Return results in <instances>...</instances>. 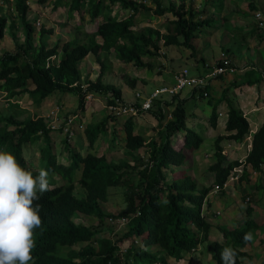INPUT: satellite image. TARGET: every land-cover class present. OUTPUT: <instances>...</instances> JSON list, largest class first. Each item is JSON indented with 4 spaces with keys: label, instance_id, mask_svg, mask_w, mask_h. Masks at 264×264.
Instances as JSON below:
<instances>
[{
    "label": "trees",
    "instance_id": "16d2710c",
    "mask_svg": "<svg viewBox=\"0 0 264 264\" xmlns=\"http://www.w3.org/2000/svg\"><path fill=\"white\" fill-rule=\"evenodd\" d=\"M49 1L38 0L37 4L46 5ZM182 1L179 6L172 3L166 7L162 0H55L54 9L66 4L70 17L75 11H84L92 20L101 18L102 21L95 33H81L85 40H59L49 49L43 41L38 44L35 42L36 27L27 16L30 8L28 0H14L18 15L11 18L0 16V42L8 26L9 36L16 42L15 52L0 54V92L6 94L8 99L28 94L38 107L57 92L75 93L79 97V111L85 110L86 99L90 94L107 95L108 103L112 102L111 95L124 100L121 89L104 83L106 67L102 55L113 51L126 64L149 68L151 63H146L144 59L157 56L162 40L163 48L166 49L183 45L195 50L192 39L206 21L197 20L200 14L192 6L186 7L185 0ZM148 3L155 6L154 13L157 16L173 14L174 20L169 23L171 30L166 35L147 27L135 30L137 15L141 11L153 9ZM115 6L129 10L130 16L122 19L120 15H113ZM17 20L20 25H17ZM18 29L22 30L23 43H19L15 33ZM78 29L82 30L80 26ZM39 33L44 36L53 33V29L46 30L43 27ZM90 54L101 65V71L96 81L86 79L83 83L80 63ZM53 56L60 57V60L53 63ZM30 82L34 85L33 89L29 88ZM131 85L136 88V80ZM194 91L201 93L199 91L202 90ZM186 102L179 95L170 101L156 102L154 109L148 113L157 118L164 129L158 137L150 140L136 132L134 117L124 121L126 156L136 162L134 166L126 159L108 162L105 155L89 153L83 157L73 152L66 140L64 144L66 149L71 150V161L65 167L58 164L57 155L52 150V131L47 128L44 118H26L21 121L19 118L24 111L19 108V104L10 105L17 111L12 110L8 115L0 113V150L13 154L25 169L30 170L24 147L28 143L45 140L41 150V166L49 172L52 190L43 193L36 201L41 209L39 214L43 219V227L35 232L36 248L32 252L34 264H170L169 258L178 263L188 255L191 256L190 260L195 259L199 249L209 252L208 256H212L215 264H223L221 251L226 247L235 250L236 264H245L244 258L250 261L255 259L247 248L259 236L256 234L258 229L264 234V227L251 219L255 211L251 205H248L246 212L250 219H246L242 226L231 230L226 225H219L224 240L216 242L210 241L215 225L207 220L208 216L214 214L205 216L203 208L214 187L220 188L219 195H227L224 186L235 168L244 166L240 182L249 179L252 173L264 176V123L253 135L252 147L245 161L229 162L223 153L222 142L230 140L242 143L250 134V123L243 112L232 107L225 129L229 135H220L215 141V162L209 167L215 177L214 184L200 187L196 179L185 171L174 176V168L191 165L193 153L200 149L204 141L199 133L187 126ZM170 108L172 119L163 125ZM217 118V111L214 110L210 119L214 128L217 127ZM117 120V117L109 115L100 123L87 127L89 146L94 148L99 138L108 133L109 122ZM182 131L185 136L177 148L174 138ZM144 149L147 155L137 157V153ZM248 167L253 171H248ZM166 171L173 173L168 184ZM55 174L62 180L60 186L56 184ZM77 185H80L85 195L75 192ZM113 189L121 193L123 189L125 199L124 209L117 214L105 212L102 207ZM80 214L95 217L101 222L125 218L127 222L123 226L127 227V231L118 240L97 238L100 233L98 230L75 222ZM246 233H251L250 241L244 240ZM127 239L131 240V245L124 252L120 243ZM83 244L81 249H76V246ZM261 264H264V259Z\"/></svg>",
    "mask_w": 264,
    "mask_h": 264
},
{
    "label": "rangeland",
    "instance_id": "374dc122",
    "mask_svg": "<svg viewBox=\"0 0 264 264\" xmlns=\"http://www.w3.org/2000/svg\"><path fill=\"white\" fill-rule=\"evenodd\" d=\"M38 0H28L29 4V11H28V19L30 22L35 24L36 27V44L43 41L47 48H53L59 40L62 42L71 41V40H85V36H83L81 33H90L93 34L97 31L99 23L102 21V19L92 20L88 13H84V11L78 13L73 12L72 17H70L69 13V6L66 4H63L59 6L57 9H54V3L55 0L49 1L46 5H38ZM67 0H64L66 2ZM187 1L185 0L184 3L186 7ZM172 3H174L176 6H179L183 3L182 0H162V4L164 6H169ZM189 3V2H188ZM190 3L193 4V7L196 4V1L193 2L192 0ZM191 4V6H192ZM218 5V4H216ZM148 6L153 8L150 11H141L139 15L136 17V26L135 30H144L147 28H153L156 30H161V33L163 35H166L171 30L170 22L173 19V14H165L163 16H157L154 13L155 6L148 3ZM194 11L196 9L194 8ZM117 13V14H116ZM131 12L129 10H123L120 9V6H115L113 15H120V18H127L130 16ZM18 15L14 0H0V16H8V18L16 17ZM211 20L207 22L205 27L203 29H206L208 26L213 29L218 26L219 24H222L219 17L217 15L211 16ZM12 21L11 19H9ZM17 25H20V21H16ZM81 27L82 30L78 29V27ZM45 28L46 30L53 29V33L41 35L39 31L42 28ZM230 28V24H228L226 27ZM5 37L1 40L0 45V54H4L5 52H15L16 50V42H14L9 36L10 30L9 26L5 30ZM225 29H222L217 34L213 35L212 41L213 44L209 48L210 50L207 52H203L202 55L209 59L208 62L212 63L218 60L219 54H216L215 46H219L218 44L222 41H226V35L224 36ZM167 32V33H166ZM217 32V31H216ZM19 38V43L24 42V36L21 29H18L15 31ZM166 33V34H164ZM239 35H241L239 33ZM256 38L260 35L258 32L255 33ZM99 41H101L100 38ZM183 40V39H181ZM243 42V41H242ZM264 46V40H261V37L257 39V43ZM198 44V43H196ZM161 45L163 46V40L161 41ZM241 42H239L238 46L240 47ZM183 46V45H181ZM178 46L171 47L169 49L163 48L158 50L157 56H162L159 60L158 57L156 59L159 61L158 65L160 63H164L163 58L166 57V54H163L162 51L164 50L167 53V57L170 58L175 54V51ZM180 47V46H179ZM184 47V46H183ZM242 47V46H241ZM182 51V50H181ZM220 51V48H219ZM180 52V51H179ZM213 52L215 54L213 55ZM211 54V55H210ZM264 55V50H263ZM178 58V57H177ZM103 63L106 67L105 74H104V83L105 84H113L117 86L119 89L122 90L123 98L127 102H133L137 100L135 97L136 91L143 92L144 89L149 90V92H153V88H157L160 84L157 81V84L154 83H147V81L141 77L146 76L147 71L145 68H139L134 64H126L119 60L116 57V54L112 51L109 54H103L102 55ZM56 60H52L53 63ZM169 66L172 67L171 70H178L179 68H185L187 65L177 60L173 64H170ZM80 68L82 72V82L85 83L86 79H89L91 81H96L98 76L100 75L101 71V65L98 64L96 61V58L94 55L90 54L84 61L80 63ZM188 68V67H187ZM164 66H157L154 69L151 70V75H154L158 72L165 71ZM191 73L193 75H197L194 73V71L189 67ZM235 71H238L236 68ZM171 73H165L164 75ZM173 75V74H172ZM256 85L255 88H253L251 91H244L245 98L239 99L242 103L243 109H251L253 107L257 106L259 98H263V94L260 96V92L264 91V75L258 71L254 72L249 77ZM133 80H136V84L138 85L137 88H133L131 85V82ZM146 83H145V81ZM29 88L33 89L34 85L30 82ZM149 84V87H145ZM153 89V90H152ZM145 91V90H144ZM93 99L87 100L86 99V107L84 111H79V97L75 93H62L57 92L56 94L52 95L51 97L47 98L39 107L34 105L31 97L28 94H22L14 97L13 99H8L6 97V94L0 93V113L8 115L12 112V110L17 111V108H12L10 105L12 104H19V108L24 111V114L21 115L19 118L21 121H23L26 118L30 119H36L39 117H42L46 119L49 126L55 125L54 133L51 136V147L53 152L57 155L58 160L63 161L65 163H69V160L71 159V150L76 153H80L83 157L88 155L89 153L97 154L98 156L105 155L107 157L108 162H118L121 159H126L128 163H130L132 166L135 165V161L131 158L126 156V147H125V131H124V119H127V117H119L117 118V122H109L108 124V133L106 135H102L99 140L96 142L94 148H91L89 146V141L86 136V129L90 125L100 123L102 120H104L107 116H109V111L105 108V104L107 102V95L102 94H94ZM195 103V102H194ZM193 103V104H194ZM259 106H262V103H258ZM190 109H193V111L196 112L193 116L187 117V126L193 130H195L197 133L200 134V136L203 138V143L200 147V149L197 152H194V155H197L198 158H194L196 163V167H198L197 171H185L187 174L191 175L196 181L199 183L200 187H210L214 184V174L209 171V167L215 162L214 155L216 153V147H215V137L219 134V132H222V125L216 128H211L209 120L211 116L213 115V111H218V107H210L207 102L199 105V107H196V104L189 107ZM232 108V107H231ZM230 108V109H231ZM11 109V110H10ZM171 111L167 114V119L163 123L165 125L168 121L172 119ZM80 112V113H78ZM79 114L81 119L79 122L83 125V128L80 129V133L77 130H74V138L71 140L74 142V144L71 146V150L66 149L64 145L65 140H69V136L64 133L61 126L64 123V119L72 117V115ZM195 117V118H194ZM136 132L143 134L148 140L151 138H156L159 136V133L163 131V127L160 126L157 118L153 117L151 114H145V116H138L136 118ZM60 127V128H59ZM185 136V132H180L175 135L174 138V145L175 147H180L182 144L183 137ZM81 139L79 140L78 139ZM217 139V138H216ZM246 139V138H245ZM45 140L41 139L38 141H34L33 143H28L24 147V155L25 159L27 161V165L34 173L38 174L39 171L42 168L41 166V150L43 146L45 145ZM245 147V146H244ZM244 147L240 146L238 147V144H233L232 142L229 144L228 142H225L223 144L224 149V155L228 158L229 162L232 161V159H238L241 161L243 158L238 154L239 152H242L244 150ZM147 151L144 149L141 152L137 153V157H144L147 154ZM233 153L232 157L231 154ZM193 155V156H194ZM60 162V163H61ZM192 163V158H191ZM184 169V168H182ZM182 169L179 168V170L175 171L176 173L174 176L180 175L182 172ZM188 169V168H186ZM175 170V168H174ZM167 174V180L166 183H170L173 178V173L170 171H166ZM264 174V171H263ZM54 178L56 179V184L60 186L62 184L61 178L55 174ZM226 193L228 197H224L219 195L218 193H214V201H216L219 206L215 205L213 203H209L208 198L204 202V208H203V214L206 216L207 214H212L213 219L216 221L217 212L219 211L222 213L221 218L216 222H221L226 224V226L229 227V229H234L236 227L242 226L246 219H250L246 212L248 205H251L255 209V213L253 214V219L259 224V226L264 227V176L263 175H253L247 179L243 180L242 182H236L229 180L228 184L226 185ZM216 191V187H214ZM213 188V189H214ZM259 188H262L259 190ZM122 193L120 190L113 189L110 193V197L107 200L106 203L102 204V207L105 212L110 213H120L124 207H125V199L123 196V189ZM75 192H79L82 195H85V192L82 190L80 185H77V188ZM210 198L213 197L211 196ZM208 196V197H209ZM246 197V198H245ZM248 198H250V201H248ZM219 208V209H218ZM210 210V213H208ZM75 222L78 224H84L86 226L92 227L94 230H98L99 235L96 236L99 237H107L112 238V240H118L123 234L126 233L127 227L123 226L124 224L118 223L116 220H105L104 222H101L99 219L87 215L80 214L78 218L75 219ZM216 234L220 235L218 231H216ZM222 234V233H221ZM221 238V237H220ZM224 238H221L219 241H223ZM264 240V234H260L256 239V244L252 246H249L247 248V251L250 255L259 257L258 259L255 257V261L258 263H261L264 259V244L262 241ZM210 241L216 242L214 239H211ZM83 245L76 246V249H81ZM131 245V240L127 239L120 243L122 251L127 250ZM137 247H139V243L136 244ZM256 246H261L256 251ZM255 249H254V248ZM140 248V247H139ZM208 248V247H207ZM256 252H254L253 251ZM208 253L205 249H199L197 255L195 256V259H191V256L188 255L183 261L176 262L173 258H169L170 264H215L213 260H209ZM212 259V257H211ZM247 259V258H246ZM253 260V261H254ZM245 261V258L243 262ZM251 261V262H253ZM159 264V263H157Z\"/></svg>",
    "mask_w": 264,
    "mask_h": 264
},
{
    "label": "crops",
    "instance_id": "0c3cea01",
    "mask_svg": "<svg viewBox=\"0 0 264 264\" xmlns=\"http://www.w3.org/2000/svg\"><path fill=\"white\" fill-rule=\"evenodd\" d=\"M190 1L191 0L187 1V5H189L188 7H190L192 4L190 3ZM192 1L193 2L196 1L195 6L193 7V4H192V7L193 9L194 8L196 9L195 12L200 14V15H197V17L199 18L201 17L202 21H206L205 25L207 24V22L211 20L210 17L215 16V15L219 17L222 24L218 23V26L213 29H211L209 26L206 29H203L205 27L204 25V27L201 28L200 31H198L195 38L192 39L191 44L195 48V50H193V48L190 49L185 46L184 47L178 46L175 51V54L171 56L170 58L167 57V53L163 50L162 53L166 54V57L164 56L163 58L164 63H160V65H158L159 61L156 59V57H158L160 60L162 56L161 57L156 56L154 58L146 57L144 60L146 61V63H151L152 66L149 68L148 67L145 68L147 70L145 71L146 76L141 77V78L145 79L147 83L149 82L153 85L154 83L157 84V81H158L160 85L157 86V88L173 86L175 85V82H176L175 81L176 76L183 69V68L182 69L179 68L178 70H174V69L171 70L172 67L169 65L173 64L177 60L184 62L187 65L186 67L188 68L190 67L194 71V73H196L197 75H205L206 73H208V69L213 67L219 61V58L217 61L210 63L207 61L209 59L205 58L202 55V53L206 51L208 52L210 50L209 48L213 44V41H212L213 35L217 34L222 29H225L224 36L226 35L227 40L220 42L218 44L219 46H215V49H217L216 54H219V57H220L223 52H228V57L232 60V63L234 65L233 68L235 70L237 68L238 71H234L232 73L228 72L218 77L216 80H213L209 88V97L206 99L200 98L199 97L200 93L195 92L194 90H190V89H186L182 91L179 94V98L185 99L187 101L186 108H187V113L189 114V116H193L194 114H196V112L193 111V109L189 108L194 104H196V107H199V105L207 102V104L210 107H214V108L218 107L219 105L220 108H218V111H217L218 118H217L216 129H218V127L222 125V132H219V134L215 137V140L220 135L221 136L229 135V133L225 129H226V123L228 120L230 108L233 107L235 109L241 110L244 116L246 117V119L248 120V122L250 123V135L242 143H236L230 140H224L221 145L223 147V144L225 142H228L229 144L232 142L233 144L234 143L238 144V147L245 146L244 150L238 153L239 155L241 154L240 156L243 158L241 161H244L251 149L250 146L252 145L253 135L259 130V128L264 123V106H263L264 96L262 99L259 98L258 100V103L261 102L262 106H259L257 103V106L251 109H248V108L243 109L242 103L239 100V99L243 100L245 98L244 91L246 90L251 91L253 88L256 87L255 83L249 78L250 75L256 71L264 75V55H263L264 46L261 44V42L259 44L257 43V39L259 37H261V40H264V35H263V32H261L258 29L256 20L254 18L255 11H260L264 13V0H192ZM171 21H173V19ZM228 24H230V28L226 29L225 27ZM256 32L260 34L257 39H255ZM239 33L241 35H239ZM181 42H183V40H181ZM239 42H241L240 47L238 46ZM163 44H164V41H163ZM160 47L161 49H163V46L161 45V43H160ZM219 48H220V51H219ZM214 54L215 52H213V55ZM156 65L164 66L167 69H165L164 73L158 72L154 75H151L150 69H154ZM165 73H171V75L169 74L164 75ZM145 87L146 88L149 87V84ZM157 88H153V89L156 90ZM144 90L143 92H145V94L150 93L149 90L147 89H144ZM261 94L264 95V91L260 92V96ZM171 99L172 98H169V97L166 98V100L168 101H170ZM170 110L171 108L169 109V111ZM210 119L208 118L207 120H209L210 126L211 128H213L211 125ZM52 134H55V133H52ZM232 155L233 153L231 154V157ZM194 158H198L197 155L192 156L191 165L180 167L181 169L184 168L182 169V171H188V170L197 171L198 170V167L195 166L197 161H195ZM121 160H124V159H121ZM236 160L238 159H234V158L232 159V161H236ZM57 161H58V164H61L67 167L69 166L71 159L69 160V163H65V164L63 161L61 162V160H58V157H57ZM247 169L250 172L252 171L251 167H248ZM177 170H179V168H175V171ZM263 171H264V166H263ZM211 196L213 197L210 198L209 196L208 202L213 203L214 206L215 205L219 206V204L216 201H214L215 196L214 195H211ZM226 197L228 196L226 195ZM209 223H211L213 226L215 225L212 228V232H213L212 238L214 240H220L221 238H223V234H221L218 227L219 225L221 226V225H226V224L221 223V222H216L214 219H210ZM216 231H218L220 235L216 234ZM260 247L261 246L259 247L256 246V251ZM211 257L212 256L210 255L209 260H212ZM259 257H256V258L258 259ZM262 261L260 262L262 263ZM244 263L245 264H261L255 260L251 262L249 259H245Z\"/></svg>",
    "mask_w": 264,
    "mask_h": 264
},
{
    "label": "clouds",
    "instance_id": "9594fccd",
    "mask_svg": "<svg viewBox=\"0 0 264 264\" xmlns=\"http://www.w3.org/2000/svg\"><path fill=\"white\" fill-rule=\"evenodd\" d=\"M256 12H260V11H255L254 15ZM198 19L201 20V17L200 18L198 17ZM223 53L228 55V52H223ZM58 58L56 56H53L52 60ZM209 88L210 87H208V91ZM138 93H140L142 96H147L150 95L152 92L149 94H145L136 91L135 93L136 98ZM179 94L175 96H178ZM93 95L94 94L88 95L87 100L93 99L92 97ZM108 97H107V102L105 104V108L109 111V115L115 116L117 118L134 117L136 120L138 116H145V114L149 115L148 112L154 109L155 107L154 105L150 110L140 111L138 115L116 116L109 110L108 106H110L111 104H115V100L119 98L113 97L111 95L112 102L108 103ZM167 97L169 96L165 95L161 100H163L164 102ZM199 97L206 99L203 96L202 92L200 93ZM121 101L127 104H140L141 99L137 98V100L133 102H127L125 99ZM74 116H77V119L75 126L73 127V131L77 130L80 133L79 125L82 124L79 121L81 117L79 114L72 115V117ZM45 122L47 124V128L50 129L52 133H54V130L49 126L46 119ZM74 136L72 138H69V140H67L71 145H73L74 143L71 141L74 138ZM250 147H252V145ZM239 169H241L242 171L241 172L237 171ZM243 170H244V166L237 167L233 170L231 176L229 177L228 181L224 186L225 190L229 180H231V182L240 181V178L243 175ZM252 174L257 175V173H252ZM51 190L52 187L49 183V172L47 170L41 169L37 175H34L32 170H28L22 167L18 162L17 158L13 154L5 150H0V264H34V257L32 255V252L36 248L35 232L36 229L43 227V219L39 214L41 209L40 206L36 203V201L40 199V196L43 193ZM214 190L215 188L213 189V191ZM213 191L210 192L212 195H214V193H218L220 191V188L216 186V191L215 192ZM208 196L207 198H209ZM248 201H250V198H248ZM216 214H217L216 218L219 220L221 218L222 213L218 211ZM212 217L208 216L207 220L209 221L210 219H213ZM251 219H253V217H251ZM116 220H120V218ZM253 220L255 223H257L255 219ZM256 234L257 235L261 234L260 229L257 230ZM251 239H252L251 233H246L244 236V240L250 241ZM136 243H138V241H136ZM126 251L127 250H125L124 252ZM207 258L209 259V256ZM235 258H236V252L234 249L230 247H226L221 251V260L223 264H236Z\"/></svg>",
    "mask_w": 264,
    "mask_h": 264
},
{
    "label": "built area",
    "instance_id": "2783aa9c",
    "mask_svg": "<svg viewBox=\"0 0 264 264\" xmlns=\"http://www.w3.org/2000/svg\"><path fill=\"white\" fill-rule=\"evenodd\" d=\"M254 17L258 28L264 32V14L261 12H256ZM234 71L235 69L233 68L232 60L228 57V55L222 53L219 61L213 67L209 68L208 73L205 75H193L189 69L185 68L181 70L176 76L175 85L161 87L147 96H142L140 93H138L137 98L141 99L140 104H127L123 103L119 99H116L115 104H111L108 106V108L116 116L138 115L140 111L150 110L155 105V102L163 99L165 95L173 97L186 89L202 90L199 92H202L203 96L207 98L209 96L208 87L211 86L213 80L228 72L232 73ZM76 119L77 116L64 119V123L61 126L64 133L67 134L69 138L74 136L73 127L75 126ZM51 128L54 130L57 127H55V125H51ZM79 128L82 129V125H79ZM237 171L241 172L242 170L239 169ZM116 221L118 223L124 224L127 222V219L123 218Z\"/></svg>",
    "mask_w": 264,
    "mask_h": 264
}]
</instances>
